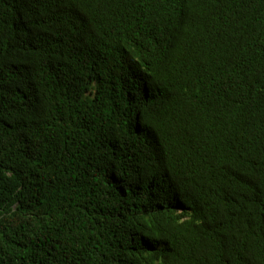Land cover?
I'll return each mask as SVG.
<instances>
[{"label":"trees","instance_id":"trees-1","mask_svg":"<svg viewBox=\"0 0 264 264\" xmlns=\"http://www.w3.org/2000/svg\"><path fill=\"white\" fill-rule=\"evenodd\" d=\"M0 264H264V0H0Z\"/></svg>","mask_w":264,"mask_h":264}]
</instances>
